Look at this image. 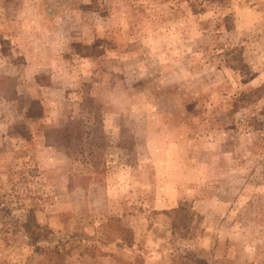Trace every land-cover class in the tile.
Segmentation results:
<instances>
[{"label":"rangeland","instance_id":"obj_1","mask_svg":"<svg viewBox=\"0 0 264 264\" xmlns=\"http://www.w3.org/2000/svg\"><path fill=\"white\" fill-rule=\"evenodd\" d=\"M32 214L70 264H264V0H0V264H49Z\"/></svg>","mask_w":264,"mask_h":264},{"label":"trees","instance_id":"obj_2","mask_svg":"<svg viewBox=\"0 0 264 264\" xmlns=\"http://www.w3.org/2000/svg\"><path fill=\"white\" fill-rule=\"evenodd\" d=\"M167 212L172 217L173 234H177L179 230L190 229L191 220H193V216L197 213L191 206H187L185 203H181L178 207L172 208ZM22 227L35 249L38 252L44 253V256L49 259V264H70V262H66L64 259L66 252H63L58 246L52 249H45L40 246L39 242L46 235L47 229L37 222L33 214L22 223Z\"/></svg>","mask_w":264,"mask_h":264}]
</instances>
